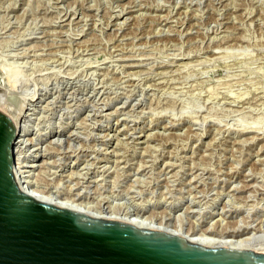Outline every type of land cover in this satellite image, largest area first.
Here are the masks:
<instances>
[{
  "label": "rangeland",
  "instance_id": "1",
  "mask_svg": "<svg viewBox=\"0 0 264 264\" xmlns=\"http://www.w3.org/2000/svg\"><path fill=\"white\" fill-rule=\"evenodd\" d=\"M0 105L35 185L264 242V0H0Z\"/></svg>",
  "mask_w": 264,
  "mask_h": 264
},
{
  "label": "water",
  "instance_id": "2",
  "mask_svg": "<svg viewBox=\"0 0 264 264\" xmlns=\"http://www.w3.org/2000/svg\"><path fill=\"white\" fill-rule=\"evenodd\" d=\"M16 135L0 111V264H264L252 250L208 248L36 201L15 180Z\"/></svg>",
  "mask_w": 264,
  "mask_h": 264
},
{
  "label": "bare ground",
  "instance_id": "3",
  "mask_svg": "<svg viewBox=\"0 0 264 264\" xmlns=\"http://www.w3.org/2000/svg\"><path fill=\"white\" fill-rule=\"evenodd\" d=\"M0 111L4 115H6L15 124L16 127V137L18 139L16 140L15 137L11 150L13 160V173L16 183L22 193L31 196L36 201L54 205L70 211L83 213L91 217L127 223L133 225L135 228L164 232L177 236L179 238H183L188 242L199 244L208 248L226 247L236 250H252L255 253L264 254V242L261 243L262 240L261 242L258 241L259 236L256 237L257 240L255 239V236H249L248 234L250 232V229L248 231L242 230L234 232H217L212 230L206 231V229L205 231L183 229L180 224H171L170 220L168 221L160 219L156 216L151 215V213L150 215H147L145 214V212L141 211H136L133 213L121 210L118 211V209L116 210L114 209V207L112 209L110 206L108 208L104 207V205L102 206L101 204L103 203H101L100 205H93L88 201H83L81 198H79V196L75 197L68 194H62L57 190L45 189L37 186V184L35 185L31 179L32 175L30 172L36 167L38 168L39 165L34 164V162H32L33 160L26 159L24 156L25 154L23 156H20V154H22L23 152L25 153V151L23 150L26 146L23 147V143L25 140L21 139V135L18 134V132L20 131L18 118L17 116L15 117V115H11L10 111L5 107H2L1 105ZM29 161L32 162H30V165L28 163Z\"/></svg>",
  "mask_w": 264,
  "mask_h": 264
}]
</instances>
